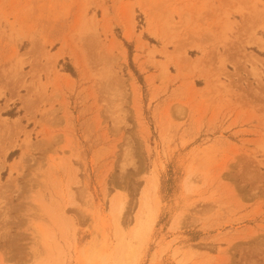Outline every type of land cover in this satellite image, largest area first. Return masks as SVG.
Segmentation results:
<instances>
[{
    "label": "rangeland",
    "instance_id": "rangeland-1",
    "mask_svg": "<svg viewBox=\"0 0 264 264\" xmlns=\"http://www.w3.org/2000/svg\"><path fill=\"white\" fill-rule=\"evenodd\" d=\"M0 264H264V0H0Z\"/></svg>",
    "mask_w": 264,
    "mask_h": 264
},
{
    "label": "bare ground",
    "instance_id": "bare-ground-1",
    "mask_svg": "<svg viewBox=\"0 0 264 264\" xmlns=\"http://www.w3.org/2000/svg\"><path fill=\"white\" fill-rule=\"evenodd\" d=\"M122 5V4H121ZM124 5V4H123ZM124 7V6H123ZM126 7V6H125ZM123 9V8H122ZM126 10V9H125ZM125 10L123 9V11L125 12ZM119 11V10H118ZM122 11V10H121ZM123 13V12H122ZM128 14V13H127ZM126 15V13H125ZM105 16V14H104ZM125 17V16H124ZM133 18L131 16L128 15L127 19H126V32H125V37L127 39H130L133 33ZM125 210V202L123 200H119L118 201V206H117V216H116V223L117 225H120L121 223V219H122V215L123 212Z\"/></svg>",
    "mask_w": 264,
    "mask_h": 264
}]
</instances>
